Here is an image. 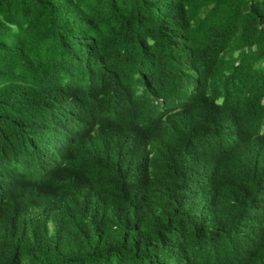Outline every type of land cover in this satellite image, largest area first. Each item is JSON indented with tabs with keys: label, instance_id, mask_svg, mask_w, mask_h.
<instances>
[{
	"label": "trees",
	"instance_id": "16d2710c",
	"mask_svg": "<svg viewBox=\"0 0 264 264\" xmlns=\"http://www.w3.org/2000/svg\"><path fill=\"white\" fill-rule=\"evenodd\" d=\"M0 264H264V0H0Z\"/></svg>",
	"mask_w": 264,
	"mask_h": 264
}]
</instances>
